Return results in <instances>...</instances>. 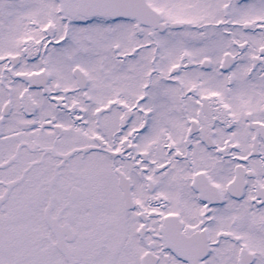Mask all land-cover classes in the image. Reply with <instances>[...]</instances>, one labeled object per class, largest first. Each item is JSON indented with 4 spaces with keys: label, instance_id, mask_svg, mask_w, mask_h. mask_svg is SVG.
Masks as SVG:
<instances>
[{
    "label": "snow or ice",
    "instance_id": "1",
    "mask_svg": "<svg viewBox=\"0 0 264 264\" xmlns=\"http://www.w3.org/2000/svg\"><path fill=\"white\" fill-rule=\"evenodd\" d=\"M0 264H264V0H0Z\"/></svg>",
    "mask_w": 264,
    "mask_h": 264
}]
</instances>
